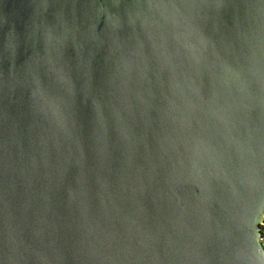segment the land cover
<instances>
[{"label": "water", "instance_id": "95a60500", "mask_svg": "<svg viewBox=\"0 0 264 264\" xmlns=\"http://www.w3.org/2000/svg\"><path fill=\"white\" fill-rule=\"evenodd\" d=\"M264 0H0V264H264Z\"/></svg>", "mask_w": 264, "mask_h": 264}, {"label": "built area", "instance_id": "2783aa9c", "mask_svg": "<svg viewBox=\"0 0 264 264\" xmlns=\"http://www.w3.org/2000/svg\"><path fill=\"white\" fill-rule=\"evenodd\" d=\"M258 244L264 251V212L261 216V220L258 223Z\"/></svg>", "mask_w": 264, "mask_h": 264}]
</instances>
